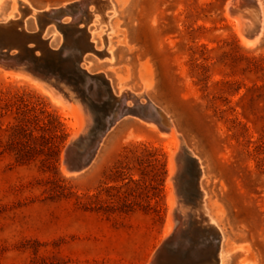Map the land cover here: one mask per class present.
Returning <instances> with one entry per match:
<instances>
[{
	"label": "rangeland",
	"instance_id": "rangeland-1",
	"mask_svg": "<svg viewBox=\"0 0 264 264\" xmlns=\"http://www.w3.org/2000/svg\"><path fill=\"white\" fill-rule=\"evenodd\" d=\"M27 1L41 10L76 0ZM228 1L111 0L106 22L96 12L78 26L102 47L106 32L113 59L88 50L79 65L103 72L115 94L145 89L171 116L204 169L205 204L228 264H264V27L255 45L244 44ZM14 4L3 0L0 19L20 15ZM26 26L38 29L33 13ZM44 37L55 49L66 42L53 22ZM71 120L47 92L0 71V264L179 261L163 238L169 136L128 115L83 172L67 174Z\"/></svg>",
	"mask_w": 264,
	"mask_h": 264
},
{
	"label": "bare ground",
	"instance_id": "bare-ground-1",
	"mask_svg": "<svg viewBox=\"0 0 264 264\" xmlns=\"http://www.w3.org/2000/svg\"><path fill=\"white\" fill-rule=\"evenodd\" d=\"M229 0L226 8L233 14L236 21L237 31L241 40L246 45H255L264 27V14L260 0L253 6L260 10L259 34L249 38L246 34L258 11L253 7L243 10H232ZM249 0H236V8H244ZM3 0H0V5ZM15 8L20 11L35 13L36 8L27 0H14ZM111 0H76L65 3L60 8H46L51 15L53 22L61 21L58 27L63 34H74L68 45H76L79 48L87 46L98 55L100 60H112L113 50L109 45L107 33L99 35L104 40L105 46L96 45L97 40H90V33L84 27H74L64 24L63 16L69 15V23L91 18L97 19L96 12L100 13V21L106 22L109 18L107 9L112 8ZM251 7V6H250ZM251 12H248V11ZM110 16V15H109ZM14 14H9L8 19H13ZM103 32V27H99ZM108 44V45H107ZM39 48V47H37ZM66 53V52H65ZM39 56V52L34 53ZM110 56L108 57L107 56ZM47 57H51L45 53ZM66 55V54H65ZM45 56V57H46ZM46 57V58H47ZM60 58V57H59ZM69 56L64 62L66 72L59 74L55 69L43 71L40 67V59H24L11 55L5 58V63L0 64V71L4 76L15 79L25 78L31 83L47 92L57 103L61 104L68 115L71 116V138L65 148L63 155V170L67 174H78L83 172L96 158L108 133L113 129L115 123L120 119L133 115L146 124L159 129L169 136L171 149L169 154V217L164 231V240L171 239L174 243V250L178 254L179 261L173 264H197L199 258L205 264H228V251L222 247L224 234L218 224L217 218L210 213L205 202L206 190L202 187V178L205 175L204 169L200 166L199 157L192 154L182 133L178 130L171 116L156 102L149 98L146 90L133 92L124 87L119 94H115L112 83L103 72L90 73L83 68L82 73L73 71L68 63ZM82 60H86L82 57ZM37 61V63H35ZM48 69V68H46ZM71 73V76L68 74ZM144 100V102L142 101ZM88 139L89 144L83 153L77 152V144L81 140ZM80 140V141H79ZM70 157L80 160L79 167L70 164ZM81 158V159H80ZM74 159V161H75ZM70 161V162H69ZM176 218V221H175ZM205 234V235H203ZM185 255H187L185 257ZM184 256V257H182ZM151 264V263H149ZM167 264V263H164Z\"/></svg>",
	"mask_w": 264,
	"mask_h": 264
},
{
	"label": "water",
	"instance_id": "water-1",
	"mask_svg": "<svg viewBox=\"0 0 264 264\" xmlns=\"http://www.w3.org/2000/svg\"><path fill=\"white\" fill-rule=\"evenodd\" d=\"M256 1L257 0L247 1L248 3L244 6V8H236L235 7L236 0H231L230 5L232 7V10L233 9L243 10L246 8L252 9L253 6L257 5ZM257 6L256 8L253 7V10L255 8L258 11V14L256 12V17L253 19V22H252L253 26H251L252 29H248L247 34H246L249 38H254L259 34L260 10L258 9ZM52 8H57V7H52ZM58 8H60V6ZM18 10L20 12L19 16L15 15L13 19H8V18L0 19V64L5 63L4 59L9 58L11 55H16V57L21 58L22 60H24L25 58L30 59V60H34V59L36 60V58H39L40 67L43 71L45 70L49 71L50 69H55L56 71H58L59 74H62L63 72L66 71L65 69L66 66H64L65 65L64 62L69 56H71V60L68 63L70 65L71 63L73 64L71 65V67L73 68L74 72L75 71H77V73L81 72L83 68L79 65V62L82 60V57H84V54L86 53V51L92 50L93 52H95L92 49V47L90 49L87 48L88 44L86 47H84V49L79 48L76 45H73L71 47L65 46V45H68L67 43L68 36L72 34L70 31L68 36L64 34L66 42L63 47L59 49L52 48L48 43L49 40L44 37V31H45L46 25L49 22H53L51 21L52 17L51 15L48 14V12L46 11V8L41 9V10L36 9L35 13H33L34 16H36L37 22H38V29L36 30H29L26 26V17L29 13L32 14V12H26V10L20 11V9ZM248 12H251V11H248ZM53 23L58 25V24H61V21L60 22L56 21ZM64 24L71 26L70 28L71 30L72 28L78 26L79 21H76L75 23L65 22ZM87 33L89 32L87 31ZM37 49H40L39 56H35L34 54L36 53ZM45 53H47L48 55H51V57H47L46 55H44ZM63 59L65 60L63 61ZM35 63H37V61H35ZM57 66L59 70L57 69ZM83 72L84 71L82 70V73ZM74 159L75 158L70 157V161H71V162L69 161L70 164L73 165L74 167H79L81 164L80 160L75 159L74 161ZM164 243L165 244L168 243L174 247V243L171 239H165ZM161 249H164V246H162ZM174 251L175 253H177L176 249ZM201 259L199 258V261L197 264H205L204 261H201ZM151 264H155L154 261H152Z\"/></svg>",
	"mask_w": 264,
	"mask_h": 264
}]
</instances>
